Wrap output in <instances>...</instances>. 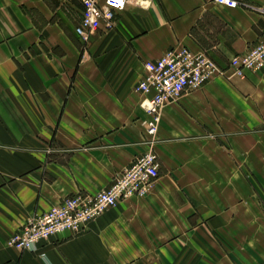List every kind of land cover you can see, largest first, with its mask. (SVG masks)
<instances>
[{
    "label": "crops",
    "instance_id": "1",
    "mask_svg": "<svg viewBox=\"0 0 264 264\" xmlns=\"http://www.w3.org/2000/svg\"><path fill=\"white\" fill-rule=\"evenodd\" d=\"M234 1L128 0L84 47L80 0H0V264H264V70L230 68L264 39V0ZM182 47L225 75L166 104L150 144L136 88L147 62ZM152 148L147 195L34 252L8 245Z\"/></svg>",
    "mask_w": 264,
    "mask_h": 264
},
{
    "label": "built area",
    "instance_id": "2",
    "mask_svg": "<svg viewBox=\"0 0 264 264\" xmlns=\"http://www.w3.org/2000/svg\"><path fill=\"white\" fill-rule=\"evenodd\" d=\"M234 7V0H215ZM82 18L76 32L83 42L88 33L102 27L110 29L115 23L117 11L125 8L128 0H80ZM231 65L235 75L244 76L246 70L264 69V39L252 45L246 52L235 56ZM146 74L137 86L145 94L143 108L147 118L143 121L148 142L154 144L164 106L179 100L184 92L197 89L213 76L218 67L205 53H195L188 48H174L160 58L145 64ZM161 161L152 148L137 156L112 181L110 186L97 193L78 192L65 197L52 209L33 216L12 235L8 245L23 251H36L41 242L60 234H79L88 224L108 208L120 201L147 195L160 175Z\"/></svg>",
    "mask_w": 264,
    "mask_h": 264
},
{
    "label": "bare ground",
    "instance_id": "3",
    "mask_svg": "<svg viewBox=\"0 0 264 264\" xmlns=\"http://www.w3.org/2000/svg\"><path fill=\"white\" fill-rule=\"evenodd\" d=\"M113 27H114V26H113ZM113 27H112V28H113ZM104 28H105V27H104ZM105 29H106V28H105ZM182 48H187V47H182ZM173 49H174V48H173ZM188 49H189V48H188ZM170 50H171V49H170ZM190 50H191V49H190ZM168 51H169V50H168ZM168 51H167V52H168ZM193 52H194V51H193ZM195 53H199V52H195ZM239 55H241V54H239ZM236 56H237V55H236ZM234 57H235V56H234ZM234 57H233V58H234ZM209 58H210V57H209ZM233 58H232V59H233ZM210 59H211V58H210ZM232 59H231V61H232ZM211 60H212V59H211ZM212 61H213V60H212ZM213 62H214V61H213ZM214 63H215V62H214ZM215 65L218 67L219 70H218V71H215L214 74H213V76H211L208 80H206V81H205L200 87H202L206 82H208L209 80L213 79V78L216 77V76L225 75L224 70L221 69L216 63H215ZM230 68H231V71H232V75H233V76H236V77H239V78H245V77H246V73H247V71H254V70H246L245 73H244V76H239V75H235V74H234V71H233V68H232L231 63H230ZM262 70H264V69H262ZM258 71H261V70H258ZM200 87H198V88H200ZM198 88H197V89H198ZM193 90H195V89H193ZM183 94H184V93H183ZM175 101H177V100H175ZM143 103H144V101L142 102V105H143ZM165 106H166V105H165ZM165 106H164V107H165ZM160 123H161V122H160ZM70 233H71V232H70ZM50 239H51V238H50ZM50 239H49V240H50ZM49 240H48V241H49Z\"/></svg>",
    "mask_w": 264,
    "mask_h": 264
},
{
    "label": "rangeland",
    "instance_id": "4",
    "mask_svg": "<svg viewBox=\"0 0 264 264\" xmlns=\"http://www.w3.org/2000/svg\"><path fill=\"white\" fill-rule=\"evenodd\" d=\"M100 29H101V28H100ZM108 30H109V29H108ZM98 31H99V30H96V31L91 32V33H88V37H89V39H87L88 41H85V42H84V47H87V46H88L89 42L91 41V37H93L94 35H96V34L98 33ZM143 121H144V120H143ZM143 121H142V122H143ZM143 127H144V132H145V135H146V129H145V126L143 125ZM146 137H147V136H146ZM147 140H148V138H147ZM30 219H31V218H30ZM30 219H29V220H30ZM29 220H28V221H29ZM28 221H27V222H28ZM27 222H26V223H27Z\"/></svg>",
    "mask_w": 264,
    "mask_h": 264
}]
</instances>
